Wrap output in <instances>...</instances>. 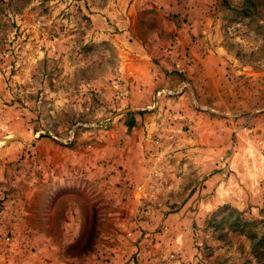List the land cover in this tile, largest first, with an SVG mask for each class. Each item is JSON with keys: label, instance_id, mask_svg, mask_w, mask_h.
Wrapping results in <instances>:
<instances>
[{"label": "rangeland", "instance_id": "obj_1", "mask_svg": "<svg viewBox=\"0 0 264 264\" xmlns=\"http://www.w3.org/2000/svg\"><path fill=\"white\" fill-rule=\"evenodd\" d=\"M109 1L0 0V264H15L1 217L22 181L39 178L40 139L102 150L121 181L120 204L107 189L86 237L89 264H264V0H175L169 17L188 24L190 12L199 52L222 70L182 71L151 106L136 103L135 68L153 69L99 12ZM184 92L191 118L155 113Z\"/></svg>", "mask_w": 264, "mask_h": 264}, {"label": "crops", "instance_id": "obj_2", "mask_svg": "<svg viewBox=\"0 0 264 264\" xmlns=\"http://www.w3.org/2000/svg\"><path fill=\"white\" fill-rule=\"evenodd\" d=\"M177 5L175 0H110L99 10L133 38L141 66L153 69L149 74L135 68L136 76L143 78L145 85V95L136 101L140 105L151 106L150 98L157 89H176L182 71L190 73L195 65L201 67L198 69L203 70V75L217 78L221 73L215 53L199 52L201 31L195 23L189 24L193 20L190 12L182 13L188 14L189 26L169 17L170 13H179ZM100 17L91 15L95 22ZM208 27L205 22V29ZM174 35L176 43L171 48ZM207 63L210 67H206ZM188 100L187 92L163 99L156 104L155 113L162 115L165 109L167 116H180L175 111L180 109L185 111L182 115L191 118L193 109ZM126 138L130 143L133 140V136ZM35 149L34 170L39 178L22 181L24 190L12 195L1 217L12 237L13 260L15 264H89L84 248L86 237L90 229L99 228L107 189L111 190L113 202L120 204V196L113 192L121 181L113 175L107 177L112 169L106 166L102 150L64 148L42 139Z\"/></svg>", "mask_w": 264, "mask_h": 264}, {"label": "built area", "instance_id": "obj_3", "mask_svg": "<svg viewBox=\"0 0 264 264\" xmlns=\"http://www.w3.org/2000/svg\"><path fill=\"white\" fill-rule=\"evenodd\" d=\"M4 243H5L6 245H8V244L10 243V238L5 237V238H4ZM3 249H5V248H3ZM6 252H8V251H6Z\"/></svg>", "mask_w": 264, "mask_h": 264}]
</instances>
